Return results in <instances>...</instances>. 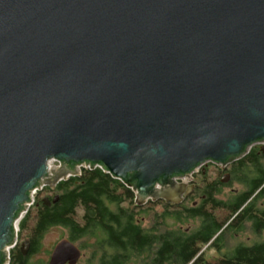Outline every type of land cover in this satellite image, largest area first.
<instances>
[{
    "label": "water",
    "instance_id": "water-1",
    "mask_svg": "<svg viewBox=\"0 0 264 264\" xmlns=\"http://www.w3.org/2000/svg\"><path fill=\"white\" fill-rule=\"evenodd\" d=\"M257 144L264 0H0V264L32 192L81 168L177 203ZM78 255L62 238L48 264Z\"/></svg>",
    "mask_w": 264,
    "mask_h": 264
},
{
    "label": "flooded vegetation",
    "instance_id": "flooded-vegetation-1",
    "mask_svg": "<svg viewBox=\"0 0 264 264\" xmlns=\"http://www.w3.org/2000/svg\"><path fill=\"white\" fill-rule=\"evenodd\" d=\"M258 148L260 151L257 155H260L264 147L263 151L260 146ZM245 155L226 165L208 160L193 171L188 179H177L174 184L184 187V194L180 195L177 203L163 199H147L142 204L134 201L101 203L105 211L98 219L99 227L93 233L69 234L61 225L53 224V219L47 221L46 215L52 216L56 210L59 194L56 191L57 184L54 187L44 186L35 193V200L19 220L17 241L8 252L6 264H48L55 244L62 238L79 250L78 258L74 262L67 260L65 264H165V259L160 258L168 254V240L178 246L186 245L189 241L194 258L188 264H210V252L214 253L211 257L225 254L232 248L230 235L239 236L245 226L243 223L237 232L228 230L218 240L227 229V222L210 238V233L219 222L216 217H210L213 214L210 211L216 209L211 199L221 201L223 190L230 187L232 194L226 197L224 202H227L231 196L243 192V181L248 182L251 178L249 172L252 163L239 164ZM257 164H262V159L256 161V167ZM233 184H239L242 190H236ZM220 207L223 209V206ZM139 212L150 217L140 218ZM167 215H176L178 218L171 217L173 223L168 225L170 217ZM47 223L49 226L45 229ZM54 228H62L65 233L49 246L43 247L45 233ZM135 228L143 236L140 245L133 240ZM40 231L43 232L40 234ZM238 244L241 243L234 246Z\"/></svg>",
    "mask_w": 264,
    "mask_h": 264
},
{
    "label": "trees",
    "instance_id": "trees-1",
    "mask_svg": "<svg viewBox=\"0 0 264 264\" xmlns=\"http://www.w3.org/2000/svg\"><path fill=\"white\" fill-rule=\"evenodd\" d=\"M258 147V145L252 146L239 163L241 165L252 163L250 165L252 170L249 172L251 178L248 182L243 181V192L231 196L227 202L211 199L214 209H216L210 211L214 214H210V217H216L219 222L210 233V238L227 222L229 225L218 240L228 230L237 232L243 223L249 225L250 231L254 235L262 234L264 230V206H259L258 201L264 196V163L257 164V167L255 163L259 159H264V152L257 155V152L260 151ZM56 191L59 194L56 210L52 216L46 215L45 219L47 221L53 219V224L61 225L69 234L95 232V229L100 225L98 219L102 217V213L105 211L101 203L133 202L135 198L131 189L97 167L92 170L81 168L79 175L70 176L67 180L58 182ZM220 206H223V209H220ZM167 217L178 218L176 215H167ZM48 226L49 223L44 228L47 229ZM43 231H40V234ZM133 235L134 243L142 244L143 236L138 229H133ZM166 250L168 251L167 256L160 258L165 259V264H188L194 258V252H190L189 241L186 242V245L178 246V244L175 245L168 240ZM210 264H264V238L247 245L238 244L230 248L225 254L210 257Z\"/></svg>",
    "mask_w": 264,
    "mask_h": 264
},
{
    "label": "rangeland",
    "instance_id": "rangeland-1",
    "mask_svg": "<svg viewBox=\"0 0 264 264\" xmlns=\"http://www.w3.org/2000/svg\"><path fill=\"white\" fill-rule=\"evenodd\" d=\"M262 162L264 163V159H262ZM233 188H235L236 190L240 191L242 190V187L239 184H233L232 185ZM223 197L220 198L221 201H225L227 198L232 194L231 188L228 187L226 189L223 190ZM258 205L259 206H264V196L259 199L258 201ZM138 217H150V215H144L143 213L139 212L138 213ZM169 218L167 223L172 224L173 220ZM65 233L64 229L62 228H54V229H50L47 233H45L44 237H43V241H42V245L43 247L45 246H49L52 242H54L57 238H59L61 235H63ZM231 237V247H233L236 243H243L245 245L247 244H251L254 241H259L262 240L264 238V230L262 231V234L260 235H254L249 228L248 224H245L243 231L240 233L239 236L234 237L232 234L230 235ZM210 252V257L211 255H213L214 253Z\"/></svg>",
    "mask_w": 264,
    "mask_h": 264
},
{
    "label": "built area",
    "instance_id": "built-area-1",
    "mask_svg": "<svg viewBox=\"0 0 264 264\" xmlns=\"http://www.w3.org/2000/svg\"><path fill=\"white\" fill-rule=\"evenodd\" d=\"M35 192H36V191H35ZM35 192H32V195H31V200H32V202H33V200H34ZM31 204H32V203H31ZM31 204H30V205H31ZM16 233H17V224H16ZM16 235H17V234H16ZM16 241H17V237H16ZM16 241H15L14 245L16 244ZM14 245H13V246H14ZM13 246H12V247H13ZM12 247L8 248V251H9Z\"/></svg>",
    "mask_w": 264,
    "mask_h": 264
},
{
    "label": "clouds",
    "instance_id": "clouds-1",
    "mask_svg": "<svg viewBox=\"0 0 264 264\" xmlns=\"http://www.w3.org/2000/svg\"><path fill=\"white\" fill-rule=\"evenodd\" d=\"M258 145V144H257ZM254 146V145H253ZM258 146H260V145H258ZM37 192V191H36ZM35 192V193H36ZM35 196V195H34ZM19 222V221H18ZM17 231H18V223H17ZM17 234V233H16ZM16 237H17V235H16ZM9 252V251H8Z\"/></svg>",
    "mask_w": 264,
    "mask_h": 264
}]
</instances>
